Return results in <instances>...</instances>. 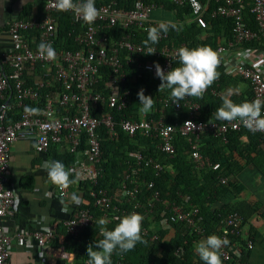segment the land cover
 <instances>
[{"label":"built area","instance_id":"built-area-1","mask_svg":"<svg viewBox=\"0 0 264 264\" xmlns=\"http://www.w3.org/2000/svg\"><path fill=\"white\" fill-rule=\"evenodd\" d=\"M43 1L44 11L41 16L33 15L27 19L16 17L9 21L8 30L15 47L0 54V264H10L13 236L17 239L30 236L39 246L54 238L51 229L19 228L10 233L1 224L4 215L14 212L17 201L16 191L8 184L9 158L11 146L23 130L30 133L38 153L48 154L53 145L67 143L68 151L75 157L67 163L66 169H71L78 180H88L93 184L101 170L98 164L101 154L99 129L110 140L116 139L119 133L131 137L137 132L153 137L156 139L155 147L168 157L175 154L173 141L180 137L185 142L187 155L194 169L201 168L206 163L198 146L200 138L207 134L225 140L228 130H247L261 135L260 145H264V130H257L255 126L249 128L239 118L224 121L217 120L215 115L201 119L198 117L199 103L191 97L173 104L169 94L156 96L159 104H168L174 110H178L180 106L186 108V117L172 123L164 119L163 108L159 106V114L155 116H146L141 111L137 117H115L113 114L114 111L125 109L129 103L130 90L122 88L126 81L144 76L150 80L155 76L154 62L165 72L171 67L179 66L176 50L182 46L187 47V42H174L169 29L160 33L158 43L150 45L154 53L147 54L148 47L144 44L147 39L146 28L157 26L159 21L169 20L177 24H195L202 29L201 32H205L211 24L209 19L216 16L230 18V36L224 37L223 42H216L212 49L218 53L224 72L235 74L247 83L252 100H264V49L246 45L250 42L262 43L264 0H170L176 6L189 3L190 10L179 19L174 16H155L154 11L165 10L161 2L132 0L128 7H123L120 0H95L99 15L93 23H86L78 14L67 11L75 21L84 23L81 25L82 30L75 35L80 43L76 48H59L55 44L56 19L53 12L60 10L56 6L57 0ZM245 8L252 15L256 26L254 30L249 28L243 18ZM168 12L171 14V10ZM115 27L120 28L116 37L106 34V30L108 32ZM30 29L36 32L35 45L26 34ZM40 42L51 43L56 52L55 59H47L38 53L37 45ZM121 52H124L122 58ZM27 68L37 69L40 73L28 80ZM102 75L105 76L104 81L101 79ZM140 89L145 90L143 82L136 86L137 91ZM210 90L216 95L220 94L219 89ZM8 92L18 108V116L13 119L7 118V106L2 101ZM26 106L38 111L26 113ZM128 154L134 160L119 175L116 191L118 197L109 195L103 188L92 186L89 195L93 198V204L102 209L112 207L118 211L119 216L139 213L144 218L141 233H146L151 226L149 213L155 202L160 201V222L167 225L181 222L190 233L202 235L203 227L198 221L201 217L196 206L184 208L166 198H159L152 179L138 173L145 167L156 173L163 165L153 157L144 155L139 148ZM217 166L218 162L211 164L212 168ZM220 181L225 182V177H221ZM141 186L151 190L146 205L138 199L134 200V195ZM52 191L59 198L66 199L69 186L64 188L56 185ZM78 197V206L64 222L67 234L70 235H77L92 224V213L85 207H79L82 203H88V199ZM113 199L128 204L129 209L111 204ZM145 219L148 224L144 223ZM241 220L242 216L236 211H229L218 218L221 230L212 234L230 241L220 249L223 261L247 264L233 255L235 253L231 245V240L241 239L244 248L251 247L249 237L242 238ZM155 237L157 234L152 232L149 238ZM87 259L88 257L82 259L81 264H86ZM121 261L122 258H119L112 264H122Z\"/></svg>","mask_w":264,"mask_h":264},{"label":"trees","instance_id":"trees-1","mask_svg":"<svg viewBox=\"0 0 264 264\" xmlns=\"http://www.w3.org/2000/svg\"><path fill=\"white\" fill-rule=\"evenodd\" d=\"M123 7H128L132 0H120ZM161 2L165 11L161 14L162 17L174 16L176 19L181 18L185 13L190 10L189 3H184L182 6H176L171 3L170 0H144ZM171 10V14L168 12ZM53 15L56 19V39L55 44L60 48H76L80 46V43L75 39L77 32L82 30V24L80 21H75L72 15L67 11H55ZM33 16V15H32ZM35 16H41L35 14ZM31 16L27 17L30 18ZM26 18V17H25ZM26 18V19H27ZM243 18L246 24L251 29H255V23L252 15L245 8L243 12ZM211 24V35L205 36L200 39L199 34L202 31L195 24H177L180 30H174L169 27L171 37L176 41L187 42L188 48H194L198 46L214 47L216 42H223L217 40L216 36L220 35L222 31L225 38L230 36L231 21L228 17L216 16L215 18L208 20ZM222 29V30H220ZM29 31H34L30 29ZM106 34H110L112 37H116L120 28H112ZM36 33V32H35ZM262 43L258 47H264V38ZM246 45L254 46L255 42L246 43ZM124 52L120 53L122 58ZM216 71L219 73L218 78L207 88L202 98H194L199 103L198 117L201 119H207L214 117L216 114V108L222 104L221 96L224 93L216 95L211 92V88L221 89L222 82L226 77H230V73L224 72L223 65L220 62ZM130 77V75H128ZM101 79L104 81L105 76L102 75ZM241 79V78H240ZM242 80V79H241ZM243 81V80H242ZM139 82H143L145 85L144 94L152 97L154 104L151 111L144 113L146 116H155L158 113L157 108L162 107V115L168 122L182 120L186 117V108L180 106L178 110H174L170 105H164L158 103L156 96H164L169 94L170 90L159 91L158 86L160 84L159 78L156 76L151 77L150 80L144 76L137 80H128L122 88H129L130 96L127 107L122 111H114L115 117L124 115L131 117H137L139 115V109L142 105L139 104L136 86ZM245 82V81H244ZM102 83H100L101 85ZM246 90L242 95L236 96L232 94L230 99L237 104L244 101H252V96L248 88L247 83ZM159 106V107H158ZM94 112V110H93ZM100 132V149L101 154L98 164L101 167L96 182L93 184L90 181H78L80 189H82V196L88 199V203H82L79 207H85L92 213V224L85 227L77 235L68 234L69 248L74 249L77 252V256L82 259L87 257L86 248L89 244H93L94 241L102 239L99 233V227L95 221L99 218H107L109 223L107 228L111 230L117 221L114 217H119L118 211L113 210L112 207L108 209H102L99 206L93 204V198L89 195L90 187H100L107 191L111 196H114L117 191V184L120 179L119 175L124 170L126 165L133 163V156H130L128 152H132L136 149H140L144 155H149L158 160L163 168L154 172L149 167L141 168L139 175L145 178L152 179L154 188L159 192V198H166L168 201H173L176 204L187 208L190 205L198 208L200 215L199 224L203 227L202 235H206L208 232H220L221 226L218 223L220 215L229 211H236L242 216L241 225L243 221L250 216L254 208L244 201H238L234 204L228 203V201L222 200L227 193H235L238 189H234L236 182L232 180L235 172L239 169V165L235 159V155L244 159L245 163H250L258 170H263L260 166V157H264V147L259 148L261 135L247 130H228L225 133V140H222L219 136L207 134L202 136L199 140V152L205 160L203 167L194 169L190 158L187 155V148L182 138L177 137L174 139L175 154L172 157H168L167 154L160 151L155 147L156 139L148 135L141 133H134L131 137L119 133L116 139H108L102 131ZM246 136L247 144L242 142L241 137ZM248 147V148H247ZM53 154V160L61 161L65 167L67 163L74 159V154L70 151L58 153L55 151V145L50 148L48 155ZM250 153H254L250 156ZM218 162L216 168H212L211 164ZM225 177V182H221L220 178ZM151 190L141 186L134 195V200L146 205L148 196ZM232 195V194H231ZM232 197H234L232 195ZM227 198V197H226ZM111 204H114L119 208L129 209V205L122 201H116L113 199ZM162 207L160 201H156L152 207L151 216L152 225L148 228L146 233H141V236L146 243H137L135 248L129 252L120 254L117 250L112 254V263L114 260L122 258V264H203L200 258H194L193 255V241L197 240L198 234L190 233L183 223H169V226L173 229V234L168 238H163L165 231L158 226L159 208ZM140 209V207H139ZM104 215V216H103ZM144 223L148 224L145 219ZM152 232L157 234V237L150 239ZM231 237V235L229 236ZM233 239V237H231ZM222 261V264H236L234 261L226 262ZM240 261V260H239ZM241 262V261H240Z\"/></svg>","mask_w":264,"mask_h":264},{"label":"crops","instance_id":"crops-1","mask_svg":"<svg viewBox=\"0 0 264 264\" xmlns=\"http://www.w3.org/2000/svg\"><path fill=\"white\" fill-rule=\"evenodd\" d=\"M44 11L43 0H0V54L7 50L14 49V42L8 30L9 21L16 17L27 18L35 14H42ZM165 10L154 11L155 16H161ZM211 25L205 32H200L199 38L203 39L211 35ZM222 30V29H220ZM32 44H37L35 31L26 32ZM216 36L217 40H222L225 36L222 31ZM259 45V44H258ZM248 47H258L248 45ZM39 71L27 68L26 75L28 80L33 76H38ZM220 94L226 93L231 89L232 94L237 97L246 90V84L235 74L226 77L222 82ZM3 103L7 106L8 119L18 116V108L14 105L11 93H6ZM242 142L247 144L246 136L241 137ZM259 148H263L259 144ZM248 148V147H247ZM68 150L67 143L55 146V151L63 153ZM254 153H250V156ZM75 157V156H74ZM239 169L235 172L232 180H235V193L224 195V201L234 204L238 201H244L253 206V213L248 216L241 225L242 238L248 236L251 241L249 249L244 248L241 239L231 240L232 249L237 255L238 260L247 264H264V171L258 170L250 163H245L244 159L234 156ZM260 166L264 169V157H260ZM8 184L16 191L17 201L14 205V212L6 214L1 219L2 226L10 233H14L19 228L28 230L51 229L54 232V238L43 246H39L36 241L25 236L22 239L12 237L11 252L9 257L10 264H81L77 252L69 248V239L64 225L65 220L72 211L78 206L77 202L71 201V195L75 193L82 196V189L78 185V180L71 172L70 179L77 180L76 183L69 185V193L66 199L59 198L53 193L52 189L56 186L48 177V173L43 169L42 164L46 160H53V154H42L35 151L34 141L30 133L23 130L14 141L10 150L9 158ZM66 168V167H65ZM234 197H232V195ZM114 194V197H118ZM227 197V198H226ZM85 199V198H84ZM66 208L67 212H62L61 208ZM160 209V208H159ZM159 213V210H158ZM160 218V215H159ZM158 226L165 231L163 238L168 239L173 234V229L160 222ZM152 225V221L150 222ZM211 235V231L206 235L199 236L193 241L194 258L199 256L195 253L194 245L199 240Z\"/></svg>","mask_w":264,"mask_h":264},{"label":"clouds","instance_id":"clouds-1","mask_svg":"<svg viewBox=\"0 0 264 264\" xmlns=\"http://www.w3.org/2000/svg\"><path fill=\"white\" fill-rule=\"evenodd\" d=\"M21 3H25V0H21ZM56 6L60 11H73L86 23H93L99 15L95 7V0H57ZM169 27L177 31L180 30L177 23L170 20L159 21L157 26L145 29L147 39L144 44L148 47L147 54L155 52L150 45L158 43L160 33L166 32ZM37 51L47 59L56 58L55 49L49 42H40L37 45ZM176 56L179 66L171 67L167 72L154 62L155 76L160 80L158 90H170V99L173 104H178L180 100L186 97L202 98L207 88L219 76L216 71L220 63L218 53L208 46L194 48L182 46L176 50ZM231 95L232 90L229 89L221 96L222 104L216 109V119L233 121L239 118L249 128L255 126L257 130H264V115H262L264 100L257 98L237 104L230 99ZM137 96L139 104L142 105L140 110L144 113L151 111L154 104L152 97L146 96L143 89L138 91ZM24 110L29 114L38 111V109L27 106ZM42 167L47 171L49 179L56 185L67 188L77 182V180L69 178L71 169H66L61 161L46 160ZM71 201L78 202L79 197L73 193ZM61 211L66 213L67 209L62 207ZM114 219L117 223L111 230L107 228L109 223L107 219L101 217L95 221L102 239L87 246L86 255L88 259L86 264H112V254L117 250L123 254L133 250L137 243H146L141 236L144 219L142 215L131 212L127 215L114 217ZM229 243L227 238L212 234L196 242L194 250L203 264H222L220 249Z\"/></svg>","mask_w":264,"mask_h":264},{"label":"rangeland","instance_id":"rangeland-1","mask_svg":"<svg viewBox=\"0 0 264 264\" xmlns=\"http://www.w3.org/2000/svg\"><path fill=\"white\" fill-rule=\"evenodd\" d=\"M171 17V16H170ZM171 18H173V16L171 17ZM141 110L139 109V112H140ZM142 112V111H141Z\"/></svg>","mask_w":264,"mask_h":264}]
</instances>
